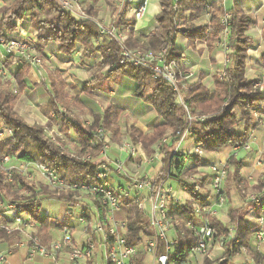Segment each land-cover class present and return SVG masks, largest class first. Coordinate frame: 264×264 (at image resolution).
I'll return each mask as SVG.
<instances>
[{"label": "built area", "instance_id": "obj_1", "mask_svg": "<svg viewBox=\"0 0 264 264\" xmlns=\"http://www.w3.org/2000/svg\"><path fill=\"white\" fill-rule=\"evenodd\" d=\"M56 2L69 14L81 12L76 0H56ZM146 11L147 2L143 1L132 10L133 21L141 20ZM230 17L229 13H226L221 19L222 36L218 42L222 52L220 80L226 77L232 54L228 45ZM97 28L101 34L107 35L109 41H115L122 47L118 63L108 65L107 69L111 70L123 65L146 69L151 81L168 85L176 94V104L183 107L187 113L186 123L177 132L178 139L170 146L173 149L169 150L170 157L165 163L160 147L156 149L157 152L147 155L142 148L132 143L109 142L110 134L102 127L97 128L87 141L86 151L79 157L82 163H89L95 167L92 184L69 182L64 176H59L44 165L17 162L11 157H4L0 161V170L5 169L7 181H12L13 173L10 168L5 167V164L12 160L19 164L20 175L30 184L38 186L34 176L37 173L44 178L43 185L46 184L49 190L70 195L69 200L58 202L63 205L65 217L61 222L60 235L47 244H41L36 234L38 223L27 211L15 203L0 202V224L6 222L7 226H13L27 236L16 243V248H24L26 260L30 262L39 257L48 259L54 264H174L172 260L179 254L180 249L184 250L185 245L193 240L181 264H206V262L264 264L260 252V247L264 246V211L259 209L264 205V194L254 195L248 199V202L254 206L253 211L251 210L245 218V223L251 227V232L248 243L241 245L233 227L229 225L228 215L226 222H221L218 218L217 209L224 206L226 198L223 185L227 170L224 165L210 163L206 167L197 166L208 171L198 178L201 179L200 183L186 176L185 170L181 172L180 180L172 178L176 164L183 166L190 157L200 161L207 153L198 145H194L186 153L179 150V145L190 137L188 125L196 120H202L190 116L182 100L181 89L185 90L188 81L192 78L183 61L178 65L173 59H168L165 48L156 52H151L147 47L142 46L128 49L123 46L121 31L116 29L107 31L99 24ZM23 36L12 39L1 37L0 48L8 57H16L29 65L40 66L41 57L33 52L32 42L24 39ZM179 66H183L184 70H180ZM0 75H5L2 69ZM255 87L264 90V82H256ZM69 121L71 120L68 116L66 122ZM73 123L75 122L72 121L71 124ZM3 133L6 137L11 135V131L7 128ZM0 137H3L2 133ZM57 137H62V134L58 132ZM172 139L170 137L164 139L163 144H170ZM78 147L80 149L79 144ZM248 149V142L242 147L234 148L235 152ZM155 163L159 167L156 175L151 178L148 174ZM29 167L32 168L28 169ZM145 169H148V173ZM205 180H208L209 189L206 194L200 186ZM170 181H175L181 193L188 196L186 201H182L177 196ZM41 189L34 187L33 191L36 193ZM21 190L24 192L21 193L23 197H29L33 192L26 188ZM201 193L204 202H195L194 195ZM187 203L191 204L195 219L174 221L169 215L170 211ZM132 207L137 208L145 218L147 231L150 233L148 236L140 234V241L135 244L128 242V215ZM2 209L4 211H1ZM41 212L44 217H50L47 210ZM211 220L226 225V231L219 232ZM71 223L77 224L78 229H75ZM73 235L77 237L73 238ZM254 254L261 257L259 261ZM3 259V255H0V263Z\"/></svg>", "mask_w": 264, "mask_h": 264}, {"label": "trees", "instance_id": "obj_2", "mask_svg": "<svg viewBox=\"0 0 264 264\" xmlns=\"http://www.w3.org/2000/svg\"><path fill=\"white\" fill-rule=\"evenodd\" d=\"M160 13L155 17L157 27L148 34L143 43L151 52L166 49L167 58L181 57L170 54L175 45V36L183 37L188 46H192L197 40L211 41L213 34L218 33L220 28L214 25V28H195L191 24H185L184 14L190 12V18L206 10L205 2L201 0H159ZM214 12H217L213 6ZM178 15V18L176 16ZM44 16V17H43ZM27 21L38 34V44L35 46L39 51L40 47L50 42L58 44V52L71 56L79 48L84 58H91L94 54L100 53L103 65L117 64L120 59L121 47L114 41H108L103 36L97 26L91 21L78 22L74 20L69 13L63 11L54 0H16L14 4L7 9L0 17V38L5 33L13 32L15 27L12 21L23 23ZM252 23L249 18L239 9L231 11L229 20V47L232 50L230 64L226 71L229 82H215V90L210 92L205 88L201 81L189 85L183 91L182 100L187 108L188 114L202 120H196L190 123V138L194 139L195 145L200 146L208 153H217L225 147H242L249 141V135L253 130L256 116L264 113L261 102V91L253 86V83L244 77L246 50L250 44V39L246 31ZM132 23L126 22L123 16L120 17L115 28L122 29L127 37L126 46L133 48L138 43L132 38ZM105 37L100 46H95L94 41ZM173 56V57H172ZM18 59L8 57L4 62V67H8ZM21 62V67L14 73L13 80L19 91L25 87L24 80L28 76V64ZM264 64V56L261 60ZM119 76L126 77L135 83L134 95L140 98L146 105L155 111L161 122L157 125L150 135H143L136 129L130 127L127 129V135L135 145L142 147L147 155H151L152 146L161 141L167 134L172 142L163 144L161 151L164 154V163L170 157V146L177 141L176 134L186 123V113L183 107L176 104V94L172 89L159 81L153 82L151 93L143 97L150 80V74L146 69L135 68L129 65L117 66L109 71ZM105 76L108 79L111 75ZM0 76V121L11 131V135L0 140V161L4 157H11L17 162H31L44 165L56 172L59 176H64L69 182L76 183H94L93 175L95 167L89 163H82L79 159L86 151L87 141L93 131L99 127L112 128L117 131V121L119 110L114 107H108L102 115L92 116L89 126H85L75 121L71 124L66 122L68 115L56 111V104L62 100V93L53 84V97L49 101V106L56 117H60L64 122L63 132L67 133L69 126L77 137L80 149L77 152L70 153L63 147L50 141L39 126L28 125L14 109L16 97L10 92L7 84H4ZM60 113V114H59ZM69 125V126H68ZM175 137V139H174ZM264 161V160H263ZM228 176L233 182L235 189L242 193L245 190V184L240 178L241 164L234 157H231L226 163ZM190 169L184 168L181 164L174 166V180H180L181 172ZM231 170V171H230ZM13 183H17L19 188L24 187L23 182H19L16 176H13ZM4 182V173L0 170V202H4L3 193L6 189ZM203 184V183H202ZM27 189V188H26ZM257 193L264 191V175L260 177L257 185L253 187ZM193 193L192 190H189ZM264 193V192H263ZM193 195V194H192ZM262 195V194H261ZM69 194L60 192H49L45 187L39 192H31L29 197H23L15 202L27 211L38 223V232H45L51 227L49 218L44 217L39 212L42 201L55 199L59 202L69 200ZM203 194L194 195V201L203 203ZM241 196L242 206L229 212V225L233 227L236 238L241 245H246L249 241L251 227L245 223L246 216L253 211L254 206L245 200V195ZM260 210L264 211V205ZM134 215V216H133ZM174 221H191L195 215L191 204L187 203L178 209H172L169 213ZM129 244L139 242V236L150 235L147 231V222L140 214L137 208L132 207L129 210ZM219 232L226 231V225L218 221L211 220ZM6 222L0 224V242L12 240L17 241L19 237L14 233H6ZM57 230L61 229V224L54 223ZM14 237V238H13ZM193 243L190 240L180 249L179 254L172 260L174 264H181L185 258L189 246ZM12 244V243H11ZM259 261V255L254 254ZM263 257V256H262ZM206 264H209L206 262Z\"/></svg>", "mask_w": 264, "mask_h": 264}, {"label": "crops", "instance_id": "obj_3", "mask_svg": "<svg viewBox=\"0 0 264 264\" xmlns=\"http://www.w3.org/2000/svg\"><path fill=\"white\" fill-rule=\"evenodd\" d=\"M15 1L0 0V17ZM76 1L81 12L70 14L74 20L78 22L91 21L96 26L99 24L105 30H110L111 28L116 29L114 25L123 16L124 21L132 23V38L141 45H144L145 38L157 27L155 17L160 13L159 0H131L130 2L125 0ZM143 1L147 2V11L141 20L134 22L132 10L137 8ZM201 1L207 5L206 10L195 18H190V12L183 13L185 24H191L195 28H207L208 30H212L215 25L220 28L218 33L213 34L211 41L197 40L192 46H188L183 37L177 36L174 45L181 53L186 69L194 73L195 78L193 81H201L207 89H210V85L213 84L212 89H215V82L219 80L218 73L222 69V52L220 47H218V42L222 36L221 19L226 13L231 16V11L237 8L252 23L251 27L246 31L250 44L246 50L245 78L250 82H264V64L261 62L264 56V0ZM54 2L58 5L56 0ZM213 6L216 7L217 12H214ZM176 18H178V15ZM12 25L15 30L5 33L4 37L12 39L24 35V39L32 42L33 52L42 59V65L40 66L28 64V76L24 80L25 87L22 91H19L13 80V75L22 66L21 62H19L22 60L14 57L18 60L11 63L8 67H4V62L8 56L0 48V70L3 69L7 79H10L12 81L10 83L15 84L14 87L19 91L15 101L16 109L25 120H28V117L30 118V115H32L42 120H49L54 128L58 127L59 130L64 128L63 119L56 116L53 117L52 111L48 109L49 101L53 97L52 86L55 84L63 96L62 100L56 104V108H60V106H64L67 103L68 106L72 105L76 108L88 109V114L92 118L94 115H101L108 107H114L120 112L118 121L121 118L133 121L135 127L143 134H149L160 124L161 120L155 112L134 95L135 83L126 77L114 73L110 74V70L107 69L108 65L102 64L100 53L94 54L91 58H84L81 55V48H79L71 56H65L58 52V44L56 42L43 45L38 51L35 47L38 44V34L31 24L25 20L23 23L12 21ZM116 30L122 31L119 28ZM102 35L107 37L105 33ZM105 37L95 40L94 45L100 46L101 42L106 39ZM107 39L109 41L108 37ZM108 74L111 76L105 79ZM261 96V106L264 110V90L261 91ZM254 124L248 141V150L235 152L234 148L225 147L217 153H207L200 161L190 157L185 161L183 167L188 169L197 166L206 167L208 164L215 162L226 164L231 157H234L241 164L239 175L242 183L245 185V182L248 185L254 184V178L260 171V165H264V113L256 116ZM4 129L6 127L0 121V133L3 134L0 140L6 138V134L3 133ZM64 136L70 143H75L78 147V140L74 133L67 132ZM194 145V139L187 137L179 145V150L186 153ZM261 175L258 177H261ZM174 183L177 185L175 181ZM175 191L176 193H181L178 185ZM263 192L256 195H263ZM183 195L184 197L181 199L186 201L188 196L186 194ZM41 211V207H39L40 214H42ZM49 223L51 227L47 231L43 232L41 228L39 232L42 235L41 239L43 242L53 239L54 236L57 237L59 234V230L54 227V223L61 224V222L59 223L49 218ZM260 252L264 258V248L262 246L260 247ZM0 255L4 257L0 264H49L51 262L48 259L39 257L34 258L32 260L33 263L32 261H27L26 250L24 248H16L13 241L0 242Z\"/></svg>", "mask_w": 264, "mask_h": 264}, {"label": "rangeland", "instance_id": "obj_4", "mask_svg": "<svg viewBox=\"0 0 264 264\" xmlns=\"http://www.w3.org/2000/svg\"><path fill=\"white\" fill-rule=\"evenodd\" d=\"M44 17V16H43ZM117 29V28H116ZM113 28H111L110 30H107V31H112ZM122 34H123V39H124V42H123V46L128 48L126 46V43H127V37L125 36V34L123 33V31H121ZM107 36V35H106ZM178 37H180V35H177ZM177 36H175V38H177ZM181 38V37H180ZM115 42V41H114ZM119 45V44H118ZM120 46V45H119ZM144 47L143 45L141 44H137L135 45L133 48H136V47ZM121 47V46H120ZM122 49V47H121ZM128 49H131V48H128ZM173 52L170 50V54H173V55H178V56H181V53L178 51V48H176L175 46L173 47ZM36 54V53H35ZM37 55V54H36ZM38 56V55H37ZM9 57H12V56H9ZM173 57V56H172ZM178 65L179 63L182 62V58L181 57H174L172 58ZM42 65V63L40 64ZM178 68H180V70H184V67L183 66H179ZM142 69V68H141ZM3 70V69H2ZM227 71V70H226ZM245 71V70H244ZM191 74H192V78L188 81V84H187V87L189 85H192V84H195L197 81H193V79L195 78L194 77V73L189 71ZM0 74H1V70H0ZM1 76V75H0ZM221 76V71L218 73V79L219 77ZM244 77H245V74H244ZM1 78L3 79V83L4 84H7V87L9 88L10 92L15 96V97H18V90L16 89L15 84H12L10 83V79H7L6 75H2ZM246 79V78H245ZM247 80V79H246ZM219 82H229V79L227 78V74H226V77L224 78V80H218ZM12 82V81H11ZM256 82L258 81H254L252 82L253 83V86L255 87L256 85ZM147 88L146 90L144 91L143 93V97L144 96H147L151 93V88L153 86V82L151 80H148L147 81ZM213 87V84L210 85V89H208L210 92L214 91L215 89H212ZM257 88L258 90L262 91L261 89H259L258 87H255ZM187 89V88H186ZM185 89V90H186ZM185 90H182L181 89V94L183 95V91ZM140 99V98H139ZM141 100V99H140ZM14 109H15V112L30 126H39L42 130H43V133L44 135H46V137L52 141L53 137H54V143H56L57 145L61 146L64 148V150H67L68 152L70 153H75L78 151V148L75 143H70L69 140H67V138L64 136V132H63V129H60L57 127V128H54L53 127V124H51V122L49 120H42L40 118H37L35 116H32L30 115L31 117L29 118L28 117V120H25V118L23 116H21L18 112H17V109H16V102L14 103ZM48 109L49 111H51L50 109V106H48ZM152 109V108H151ZM184 109V108H183ZM187 109V108H186ZM185 110V109H184ZM48 111V110H47ZM56 111L58 112H62V113H65L67 114L69 117H70V120L71 122H78V123H81L85 126H89L90 123H91V120L92 118H90L89 114H88V109H82V108H79V107H74L72 105H64V106H60V108H56ZM154 111V110H153ZM155 112V111H154ZM188 112V111H187ZM53 114V117L55 116L54 112H52ZM104 113V112H103ZM102 113V114H103ZM186 113V111H185ZM60 114V113H59ZM101 114V115H102ZM156 114V113H155ZM94 115V114H93ZM157 115V114H156ZM94 116H97V115H94ZM158 117V116H157ZM186 117H187V113H186ZM159 118V117H158ZM68 119V118H67ZM56 125H59V124H56ZM69 126V125H68ZM117 131L114 132V130L112 128H103L106 132H108L111 136V138L109 137L108 140L109 142L111 143H114V144H120V143H123L124 141L126 142H129V143H132L134 144L131 139L129 138V136L127 135V129L132 127L134 129H136L137 131H139L135 125H134V122L131 121V120H124L123 118L120 119V121H117ZM65 127V126H64ZM100 128V127H99ZM153 131V130H152ZM152 131L149 133V134H143V135H150L152 134ZM60 132L62 134V137H57V133ZM73 134V131L71 130V127L69 126L68 128V133H71ZM108 134V136H109ZM251 135V134H250ZM249 135V137H250ZM169 134L166 135V137H164L161 141L157 142L156 144H154L151 148V150L154 152H157L156 149L157 148H161V145L163 144V140L166 139V138H169ZM172 138V137H171ZM71 144V146H70ZM79 144V143H78ZM135 145V144H134ZM137 146V145H136ZM139 148H142L138 145ZM170 149H173V148H170ZM168 149V150H170ZM162 153V152H161ZM208 153V152H207ZM206 153V155H207ZM216 163V162H215ZM196 164H198V162H196ZM218 164V163H216ZM221 165V164H219ZM225 166L226 170H227V177L224 181V185H223V191H224V195H225V204L224 206L221 208V209H217L218 211V218L221 222H226L227 221V215L229 214L230 210L232 211L233 209H236L240 206H242V202H241V196L240 195H245V200L248 201L249 197L251 196H254L256 194H258L254 189L253 187L255 185H257L258 181L260 180V176L261 174L264 175V165L259 167L260 171H258V174L257 176L254 178L255 182L254 184H247L246 183V186H245V190L241 192L237 191L233 185V182L230 180V176H228V168L226 166V164H222ZM5 167L7 168H10V170H12V173H13V176H16V178L19 179V182H23L24 184V187H26L27 189H29L30 191H33L34 190V187L35 188H42V187H45L49 192H52L51 190L48 189L47 185H43V182H45L44 178H42L39 174H35V183L37 182L38 183V186L34 185V184H30V182L26 181L25 178H23L19 171V164L13 162L12 160L8 163V164H5ZM158 164L155 163L154 166L150 169V172L148 174L149 177H154L157 173V169H158ZM32 167H29L28 169H30ZM27 169V170H28ZM206 168H203V169H199L197 167H192V169H190L189 171H186L184 172L186 176H190L194 179H196V181L198 183L201 182V179L198 180V178H201L202 176H204V174H206L208 171L205 170ZM19 170V171H18ZM147 170V173H148V169H145ZM1 172L4 173V182L3 184H6V189L3 193V198H4V203H10V202H15L21 198H23L22 196H24L23 194L21 193H24L18 186H17V183H13V181L9 182L6 180V175H5V169L1 170ZM260 173V174H259ZM261 175V176H262ZM37 178V179H36ZM6 180V181H5ZM13 180V179H12ZM172 187L174 188L175 186L177 187V185L174 183V181H170ZM207 185H208V180H205L203 182V184L201 183L200 186L202 188L203 193L205 192H208V188H207ZM176 187L174 188V190H176ZM25 189V188H24ZM201 190V191H202ZM206 194V193H205ZM177 196L181 199H183L184 195L182 193H178L177 192ZM59 201H51V200H45V201H42L41 204H40V207H41V210L42 211H45L47 210L50 214V217L48 218H51V219H54L55 221L57 222H63L65 220V217H64V208H63V205H61V203H58ZM1 211H4V209H2ZM123 215V214H122ZM229 217V216H228ZM71 225L75 228V229H78V226L77 224L75 223H71ZM39 226V225H38ZM6 233L8 235H13L14 233L17 235V237H19V239L17 241L15 240H12L14 242V244L16 245V243H18L20 240H22L23 238H26L27 236L23 233V232H19L17 229H15L13 226H6ZM36 234H37V237L40 239L41 241V244H47L48 242L51 241L48 240L46 242H43V240L41 239V234L38 232V230H36ZM60 234H58L59 236ZM29 237V236H28ZM56 236H54L53 238H55ZM77 235H73V238H76ZM14 238V237H13ZM262 248H264V246H262ZM52 262V261H51ZM49 263V264H54L53 262L52 263ZM33 263V261H32ZM31 264V263H30Z\"/></svg>", "mask_w": 264, "mask_h": 264}]
</instances>
